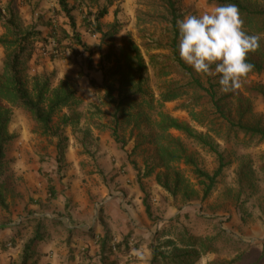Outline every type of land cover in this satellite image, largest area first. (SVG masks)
<instances>
[{
	"label": "rangeland",
	"instance_id": "rangeland-1",
	"mask_svg": "<svg viewBox=\"0 0 264 264\" xmlns=\"http://www.w3.org/2000/svg\"><path fill=\"white\" fill-rule=\"evenodd\" d=\"M9 1L0 0V6ZM12 1L20 13L21 25L38 23L47 40L37 42L28 63L29 75L55 71L56 83L69 75L83 99L81 112L86 111L90 102L108 109L103 104L104 90L90 80H102L100 60L110 44L119 52L128 39L142 46L148 34L164 42L168 38L163 24L147 21L148 14L160 10L158 0H68L74 6L76 32L86 43L87 51L79 47L75 56L72 49H67L53 57L59 45L56 38L49 36V23L65 28L71 36L74 33L58 0ZM107 5L109 11L101 19L103 28L108 30L117 19L121 29L104 43L102 34L87 29L86 17L90 11L99 12ZM177 5L182 17L200 15L217 6L210 0H177ZM3 33L0 22V35ZM4 56L0 46V68ZM89 56L95 69L87 67ZM81 73L83 76L79 77ZM251 80L264 86V73L252 75ZM151 84L158 92L159 83L154 78ZM180 103L167 102L165 111L189 122L198 131H205L179 107ZM257 110L264 113V102L258 101ZM90 121L84 116L77 129H65L69 147L66 162L60 168L54 159L56 140L41 133L29 111L14 109L10 131L19 138L9 148L4 174L10 208H0V264L20 261L25 243L38 233L43 239L36 245L37 264H101L98 240L106 233L112 237L113 245L127 238L131 248L125 253L115 248L110 260L116 264H151L150 244L169 251L172 246L164 247L165 240L183 228L195 236L194 248L200 252L193 264H264V142L246 146L233 141L224 145L233 164L218 189L204 201L201 194L192 199L182 195L174 198L154 177L145 178L150 215L143 205L144 193L136 182L137 171L130 166L129 154L119 150L108 132L91 127ZM171 132L185 139L180 131ZM185 141L205 168H215L212 156ZM133 143L134 138L126 148L128 153ZM134 158L142 165L139 154ZM243 161H249L254 169L255 185L251 189L239 188L236 183L238 166ZM180 167L187 178L196 182L185 165Z\"/></svg>",
	"mask_w": 264,
	"mask_h": 264
},
{
	"label": "trees",
	"instance_id": "trees-1",
	"mask_svg": "<svg viewBox=\"0 0 264 264\" xmlns=\"http://www.w3.org/2000/svg\"><path fill=\"white\" fill-rule=\"evenodd\" d=\"M58 2L69 18L74 33L71 36L65 28L49 23L52 28L49 36L56 38L55 43L59 45L52 56L63 54L67 49H72L77 56L79 47L87 51V45L76 32L74 6L68 0ZM158 2L160 10L148 14L147 21L163 24L167 41L148 34L144 36L142 46L128 39L119 52L110 44L100 60L102 80H90L92 85L104 90L103 104L108 109L90 102L83 112L79 110L83 99L69 75L57 83L55 71L29 75L28 63L35 53L37 42L47 40L38 23L27 27L21 25L20 13L12 0L0 6V22L4 28V33L0 35V46L5 51L0 68V208H10L4 174L9 148L19 138L10 131L15 108L29 111L41 133L56 140L54 159L60 168L66 162L69 147V137L65 132L67 127L77 129L85 116L91 120V127L108 132L119 150L129 154L130 166L137 171L136 182L144 193L143 205L150 215L151 204L145 178L154 177L174 198L182 195L192 199L194 195L201 194V201H204L218 189L233 164L224 145L233 141L246 146L264 142V113L257 110L258 101L264 102V86L251 80L252 75L264 73V0H210L217 6L236 4L248 33L262 37L260 50L248 56V62L255 66L254 70L234 93L221 90L219 75L197 74L180 58L177 20L183 17L179 13L177 0ZM108 11L107 5L99 12L90 11L86 17L87 29L102 34L104 43H108L121 29L117 19L108 30L103 28L101 19ZM158 49L166 52H155ZM86 64L89 69H95L91 56ZM153 78L159 83L158 92L151 84ZM171 101H181L179 107L187 111L205 131H198L189 122L165 111V104ZM64 109H68V112H64ZM172 130L180 131L185 139L173 135ZM132 138L134 143L128 153L126 148ZM185 140L212 156L215 168H205ZM136 154L142 158V165L134 158ZM181 164L188 168L196 182L184 175ZM253 171L249 161L239 164L236 176L239 188L254 187ZM50 188L54 189L53 186ZM174 237L164 242V247L172 246L169 251L150 244L151 264H193L200 256L199 250L194 248L195 236L188 229L183 228ZM42 239L43 235L38 233L26 242L21 260L13 264H37L36 245ZM98 243L101 264H116L109 258L115 248L120 253L131 249L127 238L113 245L109 233L101 236Z\"/></svg>",
	"mask_w": 264,
	"mask_h": 264
},
{
	"label": "clouds",
	"instance_id": "clouds-1",
	"mask_svg": "<svg viewBox=\"0 0 264 264\" xmlns=\"http://www.w3.org/2000/svg\"><path fill=\"white\" fill-rule=\"evenodd\" d=\"M177 26L180 58L197 74L219 75L224 93L239 90L254 70L248 56L260 50L262 37L248 33L238 6L227 3L186 15Z\"/></svg>",
	"mask_w": 264,
	"mask_h": 264
}]
</instances>
